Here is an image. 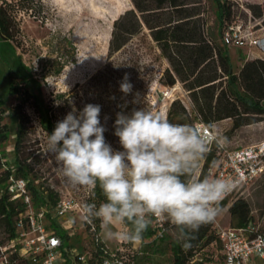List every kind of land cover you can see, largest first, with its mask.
Masks as SVG:
<instances>
[{
  "label": "trees",
  "instance_id": "16d2710c",
  "mask_svg": "<svg viewBox=\"0 0 264 264\" xmlns=\"http://www.w3.org/2000/svg\"><path fill=\"white\" fill-rule=\"evenodd\" d=\"M24 11H34L30 0H20ZM217 5L218 33L221 37V45L212 41L205 35L204 30L196 25V20L191 18L193 15H186L183 10H178V6L184 4L179 0H135L136 9L126 10L112 26L111 37L108 46V62L105 69L90 78L88 85L76 84L72 93H57L54 98L44 102L36 94L28 83L27 76L10 67L8 80V93L17 97V103L10 108H6V100L0 93V150L2 145L8 141L10 132L9 126L4 122V115L9 110L10 115L18 121V128L15 136V143L12 150L15 169L8 167L1 172L0 176V225L4 228L9 238L16 234V220L21 213L26 210V204L20 200H12L8 190L7 182L10 176L15 179L27 181V188L30 192L33 204L39 208L56 205L59 193L53 189L39 185L42 175L35 169V164H39L32 152L28 142L35 129V123L51 134L57 122L62 121L66 115L73 112L69 96L73 95L78 100H88L89 104L101 107V124L106 130H115L114 124L117 113L130 115L133 110L141 108L152 109L149 102V89L152 82L157 77L155 61L157 58L146 59L145 53L141 50L143 45L135 46L134 38L144 33V28L150 30L151 39L157 43L160 55L166 58L170 64L162 71L160 80L165 78L167 84L173 86L177 80L185 83L191 93L198 91L203 93L214 87V83L219 78L218 69L226 77L229 87V105L220 106L221 98L226 97L223 92L215 106L212 103L207 105V110L200 107L204 116V122L211 127L213 120H220L224 117H235L238 115L260 116L264 115V58L257 57L248 59L240 69L239 74L233 72V65L229 55V46L224 44L223 37L228 30L232 15L229 0H214ZM166 3L169 6H164ZM7 0H2L0 4V36L7 41H16L19 28L16 20L9 10ZM177 9L181 13L177 18H173L171 10ZM138 12L140 14H138ZM263 13H256L262 16ZM169 15V16H168ZM264 22V21H263ZM76 59V48L72 41L68 42L67 47L58 52L56 58L49 60V63L42 64L43 75L59 74L66 63ZM21 63L22 60L19 58ZM48 62V61H46ZM42 63H44L42 61ZM127 81L132 85L131 92L128 94L120 90L121 83ZM193 95V94H192ZM227 98V97H226ZM194 101L197 98L194 97ZM177 105L179 110H176ZM158 111V110H156ZM159 112V111H158ZM186 114V108L178 101L174 100L169 108L167 118L175 113ZM160 113V112H159ZM106 114L108 117H104ZM0 156V170L5 163ZM217 153L215 147L208 154L202 170L207 173L215 166ZM99 203L103 197L97 189L91 193L87 202L92 198ZM232 217L233 227H245L255 220L250 204L245 199H237L229 207ZM51 219L50 228H53L63 238L67 246L69 235L65 232L57 218ZM90 225H87L89 229ZM96 232H101L99 222L95 223ZM213 223L201 227L196 233V239L192 241L193 246L185 251L178 242L171 246L173 254V264H187L196 252L202 251L211 242L217 240L215 231L212 230ZM157 229L153 225L144 234L141 241H155ZM100 243L97 254L100 255ZM92 248V247H91ZM139 253V252H138ZM137 254H134V259ZM203 256V255H202ZM206 260L211 257L203 256ZM216 264V263H215Z\"/></svg>",
  "mask_w": 264,
  "mask_h": 264
},
{
  "label": "rangeland",
  "instance_id": "374dc122",
  "mask_svg": "<svg viewBox=\"0 0 264 264\" xmlns=\"http://www.w3.org/2000/svg\"><path fill=\"white\" fill-rule=\"evenodd\" d=\"M9 5L6 8L16 20L19 28L18 39L7 41L0 36V93L6 100V108L17 103V97L8 93V74L10 67L24 73L28 78L29 87L47 102L54 98L57 93H72L76 84L88 85L90 78L105 69L108 62V46L111 37L112 26L126 10L136 9L135 0H30L34 11H24L20 0H7ZM138 1V0H137ZM144 3V0H139ZM2 0H0L1 4ZM184 3L177 8L183 10L186 15H193L212 41L221 45V37L218 33L217 5L214 0H179ZM232 15L230 25L240 27L242 34L264 36V0H229ZM164 6H169L166 3ZM174 9V8H173ZM177 9L171 10L177 18ZM256 13H263L257 16ZM138 14H140L138 12ZM169 16V15H168ZM145 34L134 38L135 46L143 45L142 51L146 59L157 58L155 68L157 77L149 89V102L153 110H158L161 115L167 118L169 108L174 100H178L187 110L186 114L175 113L169 119L174 123H188L195 125L199 119L204 120L200 107L207 110V105H216L223 92L227 98H221L220 106L229 105V87L226 77L218 69L219 78L213 82L214 87L208 91L191 93L185 83L177 80L176 84L170 86L165 78L160 80L162 71L169 67L168 60L160 55L157 43L150 37V30L145 27ZM72 41L76 48V59L66 63L59 74L43 75L42 64L49 63V60L56 58L61 49H65L68 42ZM258 48L247 43L242 47L232 44L229 46V55L233 65V72L239 74L240 69L247 59L256 58ZM264 57V55L261 53ZM22 60V63L20 59ZM42 61L44 63H42ZM48 61V62H46ZM193 94V95H192ZM194 97L197 101H194ZM70 105L75 113L83 110L88 100H78L73 95L69 96ZM177 105L176 110H179ZM101 116V114H100ZM104 117H108L106 114ZM4 122L9 126L10 136L0 150L2 162L5 163L1 172L8 167L15 169L14 157L12 155L15 136L18 128L17 119L10 115L9 110L4 115ZM212 129L217 138H226L224 147L234 149L242 146L258 143L264 140V115L250 116L238 115L235 117H224L220 120H213ZM28 142L32 156L36 157L39 164L35 169L39 170L42 178L39 181L43 187L57 191L70 193L74 200L86 202L89 190L73 189L58 174V164L54 155L47 151V136L38 123ZM115 130H106L104 133L106 142L114 150H122L119 139L114 135ZM204 161L201 162V167ZM9 185V181L7 182ZM245 199L249 202L252 210H258L256 219H261V211L264 208V177L256 184L250 186L249 190L241 197H232L224 202L221 214L213 222L212 230L217 227L234 226L229 207L237 199ZM65 232L69 235V244L79 253H85L91 249L90 239L86 234L83 221L80 218V211L75 209L67 217L57 218ZM264 224V218L261 221ZM1 226V225H0ZM165 232L162 237L158 236L153 242L150 240L133 244L134 253L137 254L135 264H173L171 246L176 241L175 230L168 223H164ZM110 247H116L119 240H104ZM139 252V253H138ZM213 249L208 247L202 251V255L210 257ZM206 260V259H205ZM209 261V260H206ZM219 261L216 260V264Z\"/></svg>",
  "mask_w": 264,
  "mask_h": 264
},
{
  "label": "clouds",
  "instance_id": "9594fccd",
  "mask_svg": "<svg viewBox=\"0 0 264 264\" xmlns=\"http://www.w3.org/2000/svg\"><path fill=\"white\" fill-rule=\"evenodd\" d=\"M132 85L121 83L128 94ZM101 107L87 104L70 112L47 136L58 174L73 189H98L103 199L84 202L80 218L98 221L104 240L136 244L155 223H168L176 241L189 250L201 227L222 212V201L237 181L204 173L201 162L212 149L227 143L188 123H174L153 109L117 113L114 135L122 150L106 142ZM264 255V248L257 250Z\"/></svg>",
  "mask_w": 264,
  "mask_h": 264
},
{
  "label": "built area",
  "instance_id": "2783aa9c",
  "mask_svg": "<svg viewBox=\"0 0 264 264\" xmlns=\"http://www.w3.org/2000/svg\"><path fill=\"white\" fill-rule=\"evenodd\" d=\"M224 44L242 47L249 43L259 49L264 55V36L242 34L240 27L230 26L223 37ZM194 127L209 137L217 138L215 131L202 119L195 122ZM217 162L211 172L215 175L233 178L237 181L236 188L222 201L221 205L232 197L243 196L250 188L264 177V140L255 144L234 149L217 147L215 139ZM8 190L12 200H20L26 204V210L16 220V234L9 238L4 228L0 226V264H135L133 244L119 241L116 247H110L102 237V231L96 232L95 225L83 222L86 234L90 239L91 249L85 253L76 252L72 246L65 244L64 238L53 228H50L51 218L67 217L78 209L83 202L74 200L70 193L62 191L53 207H35L27 181L9 178ZM92 192H89L88 197ZM258 210H252L255 215ZM261 219H256L245 227H217V240L208 247L213 249L211 260L206 261L202 251L196 252L187 264H264V255H258L257 250L264 248V208ZM157 229L156 238L165 232L163 222L154 224ZM101 253L97 254L100 243Z\"/></svg>",
  "mask_w": 264,
  "mask_h": 264
},
{
  "label": "crops",
  "instance_id": "0c3cea01",
  "mask_svg": "<svg viewBox=\"0 0 264 264\" xmlns=\"http://www.w3.org/2000/svg\"><path fill=\"white\" fill-rule=\"evenodd\" d=\"M258 50V49H257ZM256 58L257 57H261V58H264L262 55H261V52L258 50V52H257V55L255 56ZM248 60V59H247Z\"/></svg>",
  "mask_w": 264,
  "mask_h": 264
}]
</instances>
